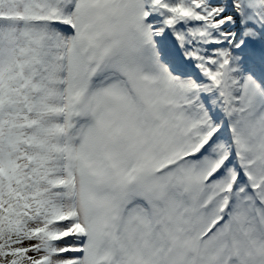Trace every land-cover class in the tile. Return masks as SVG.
Segmentation results:
<instances>
[{
  "label": "snow or ice",
  "instance_id": "6c2138e0",
  "mask_svg": "<svg viewBox=\"0 0 264 264\" xmlns=\"http://www.w3.org/2000/svg\"><path fill=\"white\" fill-rule=\"evenodd\" d=\"M0 264H264V0H0Z\"/></svg>",
  "mask_w": 264,
  "mask_h": 264
}]
</instances>
